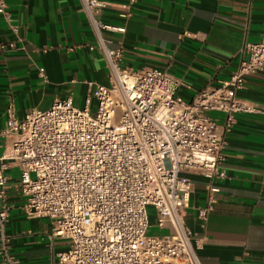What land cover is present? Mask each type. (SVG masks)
<instances>
[{"label":"built area","instance_id":"obj_1","mask_svg":"<svg viewBox=\"0 0 264 264\" xmlns=\"http://www.w3.org/2000/svg\"><path fill=\"white\" fill-rule=\"evenodd\" d=\"M82 6L108 85L94 88V108L90 98L79 109L67 97L18 119L9 105L0 134V264H27L13 255L7 232L11 166L19 171L26 216L50 220L52 237L66 242L55 264H203L185 223L194 190L189 175L211 181L206 204L197 209L204 223L219 192L212 181L225 176L219 171L225 134L237 114L260 112L238 93L248 76L264 72V33L261 41L244 45L228 80L188 102L178 93L179 79L166 71L124 68L123 49L102 34L119 28L94 17L104 3L82 0ZM5 10L0 0V13L10 22ZM213 113L224 115L222 125ZM150 208L164 235H149Z\"/></svg>","mask_w":264,"mask_h":264},{"label":"crops","instance_id":"obj_2","mask_svg":"<svg viewBox=\"0 0 264 264\" xmlns=\"http://www.w3.org/2000/svg\"><path fill=\"white\" fill-rule=\"evenodd\" d=\"M99 1L104 8L94 17L119 28L102 34L123 49V67L166 71L179 79L178 93L188 102L228 80L244 45L264 33V0ZM3 2L10 22L0 13V45L6 46L0 49V134L10 104L18 119L67 97L79 109L90 98L94 108L93 90L108 85L107 68L82 0ZM238 98L260 112L237 114L225 134L219 166L225 176L212 181L219 192L204 223L197 209L206 204L211 181L189 175L194 190L185 223L203 264H264V72L248 76ZM212 116L224 123L223 114ZM1 144L0 137V155ZM6 175L13 255L27 264H55L66 242L52 237L50 220L26 216L18 169L11 166Z\"/></svg>","mask_w":264,"mask_h":264},{"label":"rangeland","instance_id":"obj_3","mask_svg":"<svg viewBox=\"0 0 264 264\" xmlns=\"http://www.w3.org/2000/svg\"><path fill=\"white\" fill-rule=\"evenodd\" d=\"M149 221L151 225V229L149 230V235L156 236V235H164L166 231L159 230L155 227L156 224V213L154 208L149 209Z\"/></svg>","mask_w":264,"mask_h":264}]
</instances>
